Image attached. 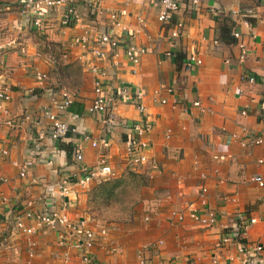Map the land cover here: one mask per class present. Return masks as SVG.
Returning <instances> with one entry per match:
<instances>
[{"label":"crops","instance_id":"crops-1","mask_svg":"<svg viewBox=\"0 0 264 264\" xmlns=\"http://www.w3.org/2000/svg\"><path fill=\"white\" fill-rule=\"evenodd\" d=\"M177 1L178 10L162 24L158 21L159 0H75L80 22L67 25L62 7L44 8L40 11L41 27L35 29L21 12L23 0H0V10L7 7L1 14L6 18L0 20V46L13 55L19 51L25 62L16 71L21 88L7 85L10 99H0V150H8L6 156L0 154V264H141L138 252L142 248L144 264H212L213 257H217L215 264H237L241 255L236 244L217 246L236 212L257 219L247 231L246 243L264 246V186L252 180L256 175L264 178V164L258 163L264 160V0ZM178 21L184 29L173 36ZM86 31L127 37L145 52L137 65L120 47L107 58L96 59L89 50L92 44L83 47L80 42ZM31 36L41 37L40 42H31ZM241 44L246 49L243 60ZM191 54L201 64L186 68ZM59 62L66 69L71 64L78 66L80 86L69 85L64 78L66 70H56ZM92 65L105 72L103 83L110 93L116 94L121 87L130 93L141 89L146 117L152 123L144 139L149 143V156L158 164L149 176L153 188L141 211L126 223L107 224L78 210L81 188L74 187L64 198L54 199L50 194L62 176L82 174V167L95 165L101 154L107 157L115 177L127 167L142 172L147 166L127 164L128 128L119 122L110 126L103 117L88 111L94 97ZM37 72L46 73L48 80H37ZM246 75H253L255 82L245 81ZM62 87L73 95V104L64 113L52 108L50 101V91ZM114 100L117 121L140 119L133 104ZM194 101L206 110L193 106ZM47 107L76 130L62 141L45 137L38 153L32 139L49 127L43 113ZM26 114L30 118L17 125L7 123ZM84 133L89 140L83 138ZM244 136L261 137L262 143L242 146ZM92 141L98 145L93 146ZM68 143L72 149L81 147L83 161H74L72 150L68 154L59 147ZM31 157L33 164L26 177H19L14 163ZM48 160L51 162L46 163ZM202 184L207 187L217 223L207 227L189 218L177 221L173 211L189 205L199 207L197 190ZM64 199L69 201L66 215L70 222L84 221L97 233L102 227L107 229L106 235L95 237L89 249L91 263L81 260L77 248L57 243L58 236L67 231L62 225L42 228L23 217L25 225L36 227L29 236L11 226L14 213L22 215L27 207L36 214L51 205L60 210ZM28 238L35 242L31 258L26 251ZM14 247L17 253L12 251ZM228 256L236 260L229 262Z\"/></svg>","mask_w":264,"mask_h":264},{"label":"built area","instance_id":"built-area-1","mask_svg":"<svg viewBox=\"0 0 264 264\" xmlns=\"http://www.w3.org/2000/svg\"><path fill=\"white\" fill-rule=\"evenodd\" d=\"M194 4L198 3L200 0H192ZM160 3V12L158 14V21L162 24L168 22L173 14L178 10L179 4L177 0H159ZM63 8L62 17L63 21L67 25H74L81 21L82 17L77 11L75 6V0H23L21 12L23 15L29 17V21L32 25V28L38 29L41 27L43 18L40 11L44 8L48 9H58ZM248 13H251V10H247ZM184 25L181 21H178L175 24L174 29L172 30L173 36H179L183 32ZM233 36L239 38V33L233 31ZM80 42L82 46L85 47L87 44H92L89 49L90 52L94 55L96 59H105L108 56L109 52H113L119 47L122 48L127 59L133 64L137 65L141 55L145 52V49L137 46L132 40L127 39V37H116L111 36L106 33H95L92 31H86L84 35L81 36ZM24 52V48L21 49ZM167 55H170L167 53ZM246 56V49L243 44H241V54L240 59L243 60ZM194 64H201V60L191 54L186 58L185 67L190 68ZM90 72L93 73V92L94 97L92 102L88 106V111L93 114H97L103 117L104 121L110 126L115 125L119 122L122 126L128 128L130 131L127 144H128V157L127 164L131 167H139L147 165L145 167L146 172L150 173L158 168L157 161L150 157L148 154L149 143L144 139L145 135L151 130L152 123L146 117V108L142 102L143 92L142 90H137L134 93L124 87L118 88L115 92H108L103 83V77L105 72L96 65L89 67ZM36 78L39 81L48 80V75L46 73L37 72ZM245 81L249 83H254L255 78L253 75H246L243 77ZM170 91L169 88H167ZM157 94V92H156ZM51 97V106L56 111L60 113L66 112L69 107L73 104V95L68 92L64 87L60 88L57 92L50 91ZM128 102L133 104L140 114V119L134 122H127L122 119L117 121L114 117L113 111L116 107V101ZM0 99L9 100L10 91L8 87H2L0 89ZM165 99H161V103H165ZM193 106H196L205 111L206 109L202 107L199 101H194ZM43 113L47 116L49 120V127L44 131H40L36 137L32 140L34 141V149L36 152H41V140L45 137L52 141H61L67 137L69 133H74L76 128L71 126L58 112H54L53 109L49 107L43 109ZM245 114L243 110L241 112ZM28 114L23 115L20 118L10 119L7 123L10 125H17V122L20 123L23 120L29 119ZM83 138L89 140L90 137L86 133L83 134ZM105 139H102V143H106ZM262 143V138L258 136H244L241 141L242 146L256 145ZM93 146H97V141H92ZM0 154L2 157L8 154L7 149H1ZM72 157L74 161L81 162L83 161V155L81 147L76 145L72 149ZM43 161V159H42ZM46 162V161H45ZM48 160L46 163H50ZM258 163L264 164L263 159H259ZM33 164V157L30 159H25L21 163H14L18 167V176L23 178L27 175L28 168ZM115 177V173L107 161V157L104 154H101L95 165L92 167H82V174L75 176H62L56 189H51L50 194L57 199L58 197H67L70 192L74 191V187L85 188L88 187L93 182H99L108 178ZM252 180L255 181L259 186H264V178L260 175L252 177ZM57 191L58 195L55 193ZM207 187L202 184L198 187L197 196L199 200V207H194L189 205L185 210L181 209L178 211H173L172 215L176 218L177 221H183L185 218H189L202 226H213L217 223V214L209 206L207 200ZM227 197H225L226 199ZM27 206V205H26ZM31 204H29V207ZM69 206V201L67 199L62 200L60 210L57 207L51 205L48 209L34 214L30 208H25L22 215L14 213L11 226L21 230L25 235L29 236L35 233L36 227L32 225H25L23 221L24 218L33 219L38 227H54L55 225H62L67 230L63 234L58 236V244L73 246L77 248L81 253V260L84 263H91L92 258L89 254V249L93 246L96 236H104L107 233V229L102 227L95 231L92 227L87 226L84 221L81 222H70L67 215L66 209ZM257 221L254 217H247L242 212L235 213V220L232 225L225 226V230L218 242L217 246L223 248L230 244H236L237 251L240 258L237 259V264H264V246L262 244H254L249 246L246 243L247 231L249 227ZM76 237V238H73ZM75 239V241H71ZM1 246V245H0ZM5 248V244H2ZM34 246L35 242L28 238L26 240V251L28 256L31 258L34 255ZM8 248V247H6ZM14 253H17L16 247L12 248ZM107 252H111L108 250ZM145 248H142L138 252V258L141 264L146 262L144 257ZM65 259L67 256L65 255ZM236 258L228 256L229 262H234ZM217 262V257H213L212 264Z\"/></svg>","mask_w":264,"mask_h":264},{"label":"rangeland","instance_id":"rangeland-1","mask_svg":"<svg viewBox=\"0 0 264 264\" xmlns=\"http://www.w3.org/2000/svg\"><path fill=\"white\" fill-rule=\"evenodd\" d=\"M6 10L7 7L4 10H0V20L2 18H6V16L4 17L3 15H1L5 13ZM11 11H13V9ZM10 35L8 33V37H10ZM40 38L41 37L31 36L30 40L31 42L38 43L41 40ZM1 42L2 39H0V43ZM36 46L38 48L42 47V45L40 46L39 44H37ZM5 49L6 48L0 46V89L2 87L10 85L11 88L19 90L21 86L16 82L17 75L19 73H17L16 71L22 68L23 61L19 58L20 55L22 56V54H20L19 51H15L16 55H13L14 53L5 51ZM23 64H25V62H23ZM61 64L62 63L59 62L55 65L56 70L60 71L65 67ZM64 70H66V73H64L67 75L64 78L67 82H69V85L72 88L80 86L78 79V66L71 64L68 69L64 68L63 71ZM52 74V72L49 73L51 78L54 77V74ZM131 169L132 168L127 167L124 173H122L120 176L115 177L120 179V181L118 182L114 193H110V191L104 190L103 194L98 195L97 191L94 190V185L98 182H95L93 185L90 184L88 187L82 188L80 191L81 201L78 205V210H81V212H87L93 218L102 220L107 224H119L133 221V216L138 210L141 211L140 208H143V200L150 196L151 188L153 187L152 185L150 186V178L148 176H146V178H148L146 184L139 177L131 176L129 173L133 170ZM142 172L144 171L142 170ZM155 187H157V185H155ZM122 200L124 201V203L120 205L118 202ZM140 213L141 212H139V214Z\"/></svg>","mask_w":264,"mask_h":264},{"label":"trees","instance_id":"trees-1","mask_svg":"<svg viewBox=\"0 0 264 264\" xmlns=\"http://www.w3.org/2000/svg\"><path fill=\"white\" fill-rule=\"evenodd\" d=\"M71 134L72 133H69L67 135V137L70 136ZM59 147H63L68 154L71 153L72 145H70V143H68V144H66L64 146L61 144V145H59ZM129 173L133 177H135V176L139 177L141 180H143V182L145 184L147 183L148 178H146V176L149 177V174H148V172H146V170L144 172H138L136 170H132ZM119 181H120V179L115 178V177L114 178H108V179L99 181L98 183H96L94 185L95 188L94 187L93 188H94V190L97 191L98 195L103 194L104 190L110 191V193H114V190H115V188H116V186H117ZM118 203L120 205H122L124 203V201L122 200V201H119Z\"/></svg>","mask_w":264,"mask_h":264}]
</instances>
